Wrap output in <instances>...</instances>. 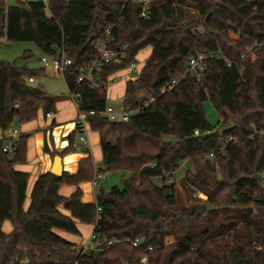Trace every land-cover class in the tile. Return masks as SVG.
<instances>
[{"label":"trees","instance_id":"trees-1","mask_svg":"<svg viewBox=\"0 0 264 264\" xmlns=\"http://www.w3.org/2000/svg\"><path fill=\"white\" fill-rule=\"evenodd\" d=\"M139 13L134 0H17L15 6L0 0V40L32 43L44 56L63 52L72 61L63 78L68 90H77L80 111L101 112L107 104L106 92L75 81L95 56L93 40L108 26L112 48L127 49L121 63L105 66L98 78L129 69L150 48L138 77L125 84L121 107L134 111L154 99L126 122L89 117L102 168L94 173L86 158L76 175H39L26 210L29 174L14 166L26 162L29 135H20L12 158L0 142V227L9 222L12 228L8 234L0 229V264H140L142 257L146 264H264V45L255 58L247 55L264 43V0H150L148 18ZM199 54L211 56L203 78L186 76L161 93ZM225 61L240 63L241 70ZM43 72L0 62L1 130L54 111L55 98L29 82ZM206 102L221 132L207 122ZM68 139L65 152L73 144ZM185 161L192 168L182 179L188 208L178 206L175 183H167ZM114 172L129 175L122 190L99 189L93 204L81 202L79 183ZM63 185L76 189L64 198L58 194ZM197 194L206 200L193 198ZM77 223L93 226L99 252L81 256L55 233L79 236ZM171 235L174 241L165 244ZM111 240L120 242L105 247Z\"/></svg>","mask_w":264,"mask_h":264},{"label":"built area","instance_id":"built-area-1","mask_svg":"<svg viewBox=\"0 0 264 264\" xmlns=\"http://www.w3.org/2000/svg\"><path fill=\"white\" fill-rule=\"evenodd\" d=\"M140 8V17L141 18H148L149 14V4L150 0H134ZM46 4L48 0H43ZM112 26H108L103 29L101 36L96 37L93 42L92 46L95 51V56L89 60L88 62L84 63V65L78 70L77 77H76V84H87L88 88L93 92H106L108 87L117 82L118 77L109 76L105 81L98 78L101 75V71L107 65H118L121 63L125 51L127 49L126 45H123L119 49H114L111 46L112 38ZM264 45V43L256 44L251 46L247 50V55H250L252 58H255L256 53L259 49ZM247 55H242L240 60L246 58ZM211 56L199 54L195 57H191L185 67L184 73L178 79L172 80L162 91L161 93H166L170 91L173 87H175L183 78L186 76L194 78L197 82H199L204 75V71L206 69V61L209 60ZM228 67L235 66L240 71L241 66L240 63H232L230 61H225ZM40 64L43 70L50 69L54 74L64 76L66 70L72 65V61L63 53L61 52L57 57H50V56H43L40 59ZM139 75V68L134 63L130 66L129 72L121 77V79L125 80H132L136 79ZM29 82L33 83L34 79L29 78ZM78 92L77 90H68V97L74 103L76 107V116H75V132L78 134V141L75 145V149L77 151L85 150L88 145V138H87V131H88V123L87 119L91 116L96 114L101 115L109 122H126L129 120L131 116L135 113L139 112L143 108L150 105L154 99L151 97H147L142 106L138 109L132 110H125L122 107L116 109L111 105L106 104L104 109L101 112H96L94 110L84 112L78 109ZM47 119L52 117V113H47L45 115ZM195 135H198V132H194ZM20 137L19 131L12 125H10L6 130L0 129V142H2V151L9 156L10 158L13 157L16 143L18 138ZM104 178V175L97 174L95 175L92 184L96 186L101 179ZM169 184L173 183V180L170 178L168 180ZM120 240H111L107 241L105 247L109 248L115 244H118ZM125 242V240L123 241ZM97 243V237L92 234L88 239V242L82 246L81 248H73L75 250H79L81 256H86L90 252H93L92 244ZM138 240L134 241L132 245L137 247ZM95 250V249H94ZM101 250V249H100ZM152 248H148V251H151ZM147 258L142 257L140 260V264H146ZM24 264H29L27 260L24 261Z\"/></svg>","mask_w":264,"mask_h":264},{"label":"crops","instance_id":"crops-1","mask_svg":"<svg viewBox=\"0 0 264 264\" xmlns=\"http://www.w3.org/2000/svg\"><path fill=\"white\" fill-rule=\"evenodd\" d=\"M53 75L56 76L54 73ZM54 98L55 109L51 112V118L47 119L39 112L35 120L23 125L18 124L19 128L17 130L20 135H29L26 147V162L14 166L15 171L29 174L26 199L24 202L25 210L30 204L29 196L35 180L39 175L50 172L56 156L60 157L61 171L71 176L78 173L79 162L86 158L91 159L94 173L102 168V155L98 133L91 131L88 127L87 138L89 145L85 150L77 151L75 145L77 144L78 137L74 124L77 112L76 107L69 97L61 99ZM69 136L73 137V144L71 151L65 152L69 146ZM98 186L99 184L94 186L92 181H85L78 184L77 187L82 193L81 202L83 204H93L95 202L96 188ZM75 189V186L63 185L59 188L58 194L61 197L67 198L74 193ZM59 211L69 216V213L62 206L59 208ZM5 224L8 225V228L2 232L8 234L12 228L9 222H5ZM77 229L80 233L79 236L60 231H55V233L75 247L81 248L93 234V226L77 223ZM91 247L95 253L100 251L98 243H93Z\"/></svg>","mask_w":264,"mask_h":264},{"label":"rangeland","instance_id":"rangeland-1","mask_svg":"<svg viewBox=\"0 0 264 264\" xmlns=\"http://www.w3.org/2000/svg\"><path fill=\"white\" fill-rule=\"evenodd\" d=\"M24 2H38L43 0H23ZM7 5L15 6L17 4V0H6ZM49 13L47 12V15ZM25 52H30L32 54V58L24 61L22 59V55ZM150 55V48H146L140 51L135 57V64L138 68L142 67L146 62L147 58ZM43 53L32 43H17V44H7L4 39L0 40V62L6 63H14L15 66L21 67L26 66L30 70H39L42 69L40 64V59L43 57ZM129 69L120 71L115 75L118 77L117 82L110 85L106 90V103L113 106L116 109H119L123 102L124 95V87L127 81L125 79H121L122 76L127 74ZM33 87H39L49 95L56 97L57 99L67 98L68 97V89L65 83L63 76L61 75H53L50 69L44 70L42 74H39L34 77V82L31 84ZM204 115L207 122L215 126L218 132H221L224 128L221 125H217L218 115L212 108L209 102H206L203 105ZM13 126L18 129V123H14ZM78 137V134H77ZM78 140V139H77ZM191 162L185 161L180 166L177 172L172 175L171 179L175 183L177 190V202L178 206L182 208H188L190 203L188 201V194L184 187L182 186V179L185 175V172L191 170ZM127 173L114 172L111 174H107L103 179L99 181V186L96 188L99 191L100 187L104 192H107L111 187H117L122 190L124 187V180L128 178ZM263 183H264V173L262 174ZM156 185H160V179L156 178L153 180ZM28 193V192H27ZM28 198V197H27ZM193 198H198L200 200L205 201L206 198L203 195L197 194L194 195ZM8 225L1 224V231L7 230ZM171 231L175 230V227L169 226ZM174 241L173 236H168L165 238V244H170ZM78 248V247H77Z\"/></svg>","mask_w":264,"mask_h":264},{"label":"water","instance_id":"water-1","mask_svg":"<svg viewBox=\"0 0 264 264\" xmlns=\"http://www.w3.org/2000/svg\"><path fill=\"white\" fill-rule=\"evenodd\" d=\"M21 1H23V0H21ZM50 173L57 176V177L62 176L63 172L61 171L60 157L59 156H56L54 158V164L50 170Z\"/></svg>","mask_w":264,"mask_h":264}]
</instances>
